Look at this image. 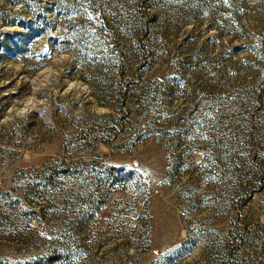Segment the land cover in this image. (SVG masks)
Segmentation results:
<instances>
[{"label": "rangeland", "instance_id": "1", "mask_svg": "<svg viewBox=\"0 0 264 264\" xmlns=\"http://www.w3.org/2000/svg\"><path fill=\"white\" fill-rule=\"evenodd\" d=\"M0 264H264V0H0Z\"/></svg>", "mask_w": 264, "mask_h": 264}]
</instances>
